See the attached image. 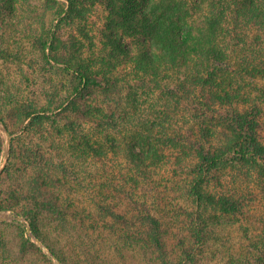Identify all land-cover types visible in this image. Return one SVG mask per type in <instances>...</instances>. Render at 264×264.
Instances as JSON below:
<instances>
[{
	"label": "trees",
	"instance_id": "trees-1",
	"mask_svg": "<svg viewBox=\"0 0 264 264\" xmlns=\"http://www.w3.org/2000/svg\"><path fill=\"white\" fill-rule=\"evenodd\" d=\"M2 14L25 19L28 67H55L56 77L46 99L0 103V162L4 130L11 136L0 183L22 171L19 163L64 166L44 153L41 140L54 147L53 135L23 149L19 142L47 120H67L56 124L59 140L102 178L103 210L123 223V247H150L159 264H178L162 177L179 173L168 192L182 195L187 232L177 238L193 262L223 234L220 216L237 222L264 198V0H0ZM70 117L92 124L85 130ZM69 131L80 140L70 145ZM110 155L116 161L97 165ZM48 183L33 175L28 191L15 181L0 210L20 208L34 226L42 208L63 214L58 199L42 196ZM256 239L244 249L264 264V239Z\"/></svg>",
	"mask_w": 264,
	"mask_h": 264
},
{
	"label": "rangeland",
	"instance_id": "rangeland-1",
	"mask_svg": "<svg viewBox=\"0 0 264 264\" xmlns=\"http://www.w3.org/2000/svg\"><path fill=\"white\" fill-rule=\"evenodd\" d=\"M24 20L14 18L10 21L8 16L0 15V103H3L4 108L15 100L46 99L45 89L47 91L53 88L48 84L52 77H56L55 67L44 68L40 64L34 66L33 62V65L28 67L33 53L29 52L31 48L29 45H24L22 40L27 31ZM70 118L85 130L92 124L81 117ZM66 122L65 119H57L56 124L61 123V126H64ZM0 124L3 126L1 119ZM56 124L53 120H47L44 126L34 128L30 133H23L19 147L22 149L29 147L30 143L38 142L40 138L51 139L50 135H53L57 140L54 142V147L41 140L45 148L44 153L53 152L55 163L59 164L63 160L66 164L48 170L46 166L31 168L19 163L17 168H21L22 171L18 175L13 174L10 180L0 183V200L8 198L9 185L15 184V181L26 185V190L29 191L30 179L33 175H40L49 182L43 187L42 196L58 199L63 214L52 211L53 209L48 210V207L42 208L39 211L36 227L23 215L20 208L0 210V264H159L150 247L144 246V252L139 251L134 245L128 250L126 246L123 247L124 241L121 236L123 223L115 215L107 214L103 210L102 205L105 200L102 196L108 192L100 187L103 183L102 178L95 175V167L88 165L83 158L80 159L76 155L74 160L75 154L72 149L68 148L67 151L66 145L64 146L66 142L59 140V134L55 130ZM4 131L7 137V150L0 162V172L7 162L11 144V136L7 130ZM66 135L71 139L67 141L70 145L71 142L80 140V136L75 131L66 132ZM116 158L111 155L103 160L97 158L102 163L97 165L106 167L108 166L106 164L116 161ZM47 171L52 173V179L46 178ZM113 174L120 175L116 169ZM178 179L179 173H171V175L169 173V176L162 177V184L159 187L161 194L170 204V213L166 215L167 218L169 217L166 239L168 250L175 262L259 264L251 256L249 249L245 251L244 243L249 241L248 236L256 239L254 235H259L258 239L261 237L264 239V198L255 202L244 216L240 215L237 222L233 219L226 220L227 216H220L223 224L219 227L222 228L223 234L214 240L211 239V242L204 246L198 256V262L182 256L177 238L178 235L182 236V229L187 232V225L182 219V195L168 192V188ZM16 187L15 184L12 189L17 191ZM115 196L119 197L118 194L111 192L110 198ZM25 203L26 201L23 200V205ZM52 248L63 260L53 253ZM230 252H235L238 256L232 259L229 256Z\"/></svg>",
	"mask_w": 264,
	"mask_h": 264
}]
</instances>
